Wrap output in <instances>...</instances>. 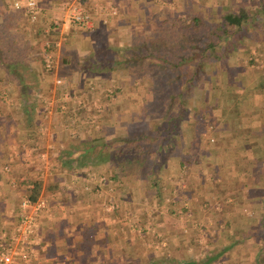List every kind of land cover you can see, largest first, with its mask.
I'll use <instances>...</instances> for the list:
<instances>
[{
    "label": "crops",
    "instance_id": "0c3cea01",
    "mask_svg": "<svg viewBox=\"0 0 264 264\" xmlns=\"http://www.w3.org/2000/svg\"><path fill=\"white\" fill-rule=\"evenodd\" d=\"M102 1L114 2L118 12L102 22L105 10L94 9L89 30L119 23L120 1ZM46 18L35 30L54 28L62 37L77 34L79 27L61 16L52 27H45ZM90 34L83 36L84 41L95 45ZM105 38L112 37L107 34ZM93 47H83L78 53L91 55ZM98 61L91 59L89 65ZM4 74L0 69V235L15 222L19 199L38 183L36 197L45 198L46 205L38 217L37 254L31 264H123L127 261L122 259L123 248L133 237L115 238L117 228L122 227L120 212H112L117 206H130L134 218L141 208V216H146L141 221H150L163 233L168 248L173 249L166 255L179 261L193 251L201 264H264V74L244 79L238 93L213 101L212 107L221 108L213 112L205 129L207 136H214L213 142L205 144L202 130L186 126L175 134L178 139L173 145H166L178 153H169L164 145L167 153L150 174L158 186L152 196L118 194L97 179L103 162L76 159L88 142V130L69 122V111L61 108L75 102L74 97L87 101L80 92L71 93L69 80L77 79L76 74L63 75L60 84L52 81L50 90L46 73H40L47 89L32 88L28 94L18 90L27 84L25 79L16 80V86ZM56 85L61 91L56 92ZM171 178L177 184L166 200L160 193L161 183L167 185ZM199 222L209 225L201 230Z\"/></svg>",
    "mask_w": 264,
    "mask_h": 264
},
{
    "label": "rangeland",
    "instance_id": "374dc122",
    "mask_svg": "<svg viewBox=\"0 0 264 264\" xmlns=\"http://www.w3.org/2000/svg\"><path fill=\"white\" fill-rule=\"evenodd\" d=\"M11 1L0 0L1 13L19 9L12 8L10 6ZM58 1L39 0L41 9L33 19L23 11V15H26L28 19V25L23 33L18 28V24H9L7 27H3L4 29L2 28V32L10 44H12L13 39H16L15 41L18 43L27 42L29 46L27 52L24 51L23 43L12 47L10 54L14 59L10 61L16 63V67L23 73V79L27 81V84H33L34 91L47 89L46 83L40 81L44 78L40 76V73H46L47 76L45 77H48L46 80H49L47 86L50 84L48 87L50 90L53 88L52 81L54 84H60L55 81L56 78L61 77L63 79V75L69 78L72 77V74H76L77 79H70L69 83L72 87H68L73 89L74 92L71 91V93L78 92L77 95H79L80 92V96L86 98L87 101L83 102L78 97H74L75 102L63 104L61 108L63 112L65 110L69 111L71 116L69 122H77V124H80L78 126L88 130L85 139L88 141L87 143L93 144V148L88 151L90 157L96 152H102V155L105 153L109 155V152L111 154L118 152L115 147L121 148L122 146L119 137L125 136L126 133L129 135L130 133H145L148 138L138 142L147 151L154 145V136L158 135L162 130L161 128L166 124V122H163V116H169V114L176 116L178 130L186 126L187 128L192 126L197 132L202 130V140L207 137V140L204 141L207 144L208 140H212L214 136H207L205 129L213 120V112L218 113L221 109L219 105L216 108L212 107L213 101L221 95L228 96L238 93L242 89L241 84L244 79L250 76L255 77L259 73L264 74V8H260V6L264 7V0H118V2L120 1L119 7L121 11L123 10L118 13L121 16L118 19V25L109 24L107 27L92 30L78 28L77 34H68L64 37L58 36L59 31L54 28H48L47 31L35 30L36 26H40V20L44 19L46 15L45 27L49 24L51 27L56 24L51 19L56 14L55 6ZM238 5L245 7L253 20L233 35L236 45L229 51L228 57L224 59L225 67L221 69L222 71L220 72L219 68H213L211 62L204 64L205 68L208 67V71H204L196 80V84L188 88L187 92L183 94L180 104L167 102L169 100L167 96L174 89V84H168L170 87L166 86V81L161 78L162 75L164 77V75L171 73L161 67L159 58L148 55L141 60L135 59L131 63L128 62L125 69L121 68L123 66L122 59L126 54H129V48L135 50L133 45L145 41L144 46L147 47V50L159 52L162 48L158 44L163 43L165 40L167 43L164 45H166L169 39V41H174L173 37L176 31L185 32L186 27H183L181 23L184 13L188 16L191 13L198 12L204 18L206 25L211 27L215 24L219 11L224 9L235 10ZM23 19H26V17L20 16L19 24L23 23ZM86 33L93 35L95 45H92L89 41H84L83 36ZM107 34L112 38L106 39L105 35ZM76 36L79 40H74ZM57 39H59L58 44H56ZM48 42H53L55 49L53 51L46 50L51 53V67L45 69L43 54L46 51L40 50L39 46ZM88 46H94L93 52L95 53L91 55L87 53L85 56L78 53L83 47ZM175 50L174 48L171 52H166V55L172 54ZM63 56H67V62H70L69 66L62 65ZM85 57L87 63L83 64ZM94 58L99 61L95 65H89V61ZM29 59H34L35 62H31ZM172 69L174 70V68ZM208 73L216 74L218 78L216 88H212L213 78H204ZM55 74H57V77H54ZM149 74L156 76L157 85L161 84L160 80H162L163 84L159 85L157 89L155 88L157 91H154L156 95L160 91L157 97L159 103L149 101L144 104V99L153 95L152 91L148 90L146 86V76ZM4 76H8L13 84L19 86L15 77L9 76L7 73ZM88 84L91 86L86 87ZM208 89L211 91L209 97L206 93ZM235 89L236 91H234ZM58 91H61L60 87L56 89V92ZM162 104H165V106H161ZM192 106L199 109V111L197 110L200 113L197 114L198 119L194 116ZM206 108H208V111L203 110ZM49 109L50 107L47 110ZM87 114L92 115L93 120L88 119L85 116ZM81 117L84 119L81 120ZM127 124H130L128 128ZM120 125L123 126L121 130ZM190 137L191 134L188 132L187 138ZM124 152L127 156L137 158L135 152L130 149ZM91 160L97 162L95 158ZM103 164L100 166L98 175H105L109 170L108 162L103 161ZM138 164H125V176L123 178L125 187L128 188L129 194L137 196L139 192H143L146 196H152L157 188L151 187L145 179H138L141 170ZM176 184L177 181L172 178L167 185L161 183L160 193L161 195L164 194L166 200H169L168 193H171L170 190L175 189ZM205 204L207 205L206 202ZM212 208L217 207L213 204ZM140 210L141 208L136 210L139 215L134 218V209L130 206L121 207L119 213L120 226L131 224L133 226L131 236L133 238L142 237L144 244L152 249L160 264H169L174 260H178L176 257L175 259L166 255L169 251L171 254L173 249L168 248L166 238L160 230L154 227L150 221H143L146 216H141ZM201 224L200 222L196 224L201 230L209 225ZM194 230L196 229L194 228ZM200 250L203 251V248H200ZM177 251L176 249L175 252ZM176 254H180V252ZM188 255L192 258L199 256V254L190 251L183 257ZM183 257L179 258L183 260ZM123 264L130 263L123 261Z\"/></svg>",
    "mask_w": 264,
    "mask_h": 264
},
{
    "label": "trees",
    "instance_id": "16d2710c",
    "mask_svg": "<svg viewBox=\"0 0 264 264\" xmlns=\"http://www.w3.org/2000/svg\"><path fill=\"white\" fill-rule=\"evenodd\" d=\"M260 7L262 9L264 8L263 6ZM20 16L26 17V19H23L22 24H19ZM186 17L188 18L185 19ZM181 20L183 27H186L185 32L176 31V34L173 37L174 41H169V39L168 44L166 45H164L165 43H167V41L165 40L163 43L158 44V46L162 48L159 52L147 50V47L144 46L145 41H141L137 45H133L135 50H131L133 48H129V54H126V56L123 57V66L121 67L125 69L128 62L131 63L135 59L141 60L148 55L159 58L158 60L161 67L166 69L167 71H170L171 73L169 75H164V77L162 75L161 78L166 81H164L166 83V86H169L168 84L171 83L174 84V89L171 90V92H169V95L167 96L169 97V100L167 102H176V104L181 103L183 94L187 92L188 88L191 85L196 84V80L203 74L204 71H208V67L206 66L205 68L204 64H206L207 62H211L213 68H219V71H222L221 69L225 67L224 59L228 57L229 51L236 45L235 37H233V35L239 30H242L243 26L248 25L253 19L245 7L238 5L235 10L224 9L219 11L215 24L211 27H208L206 25L204 18L198 12H195L193 14L191 13L188 16L186 15V13H184ZM27 23V16L23 15L22 9H16L7 13H1L0 11V69H4V71L9 74V76L12 75L20 82L23 80V73L16 67V63H12L10 61L11 59H14L10 52H12L11 49L16 44L23 43V48L26 52L28 51L29 46L27 45V42H16V39H13L12 44L8 43V39L2 31L4 29L3 27H7L9 24H18V28H20L21 32L23 33L26 30V26L28 25ZM174 48L176 49L175 52H173L172 54H168L167 56L166 52H171L172 50H174ZM39 49L44 51H53L55 47L53 42H48L41 44L39 46ZM170 55L172 57H169ZM67 60V56H63L61 61L63 63H66ZM29 61L35 62L34 59H29ZM172 68H174V70ZM204 78H213L214 81L212 88H216L218 86V78L216 74L208 73V75ZM146 80V86L148 90L152 91L153 95L152 97L150 96V98H145L144 104L149 101L159 103L160 101H158L159 98L157 97L158 94H160V91H158L157 95L156 93H154V91H157L156 89L159 87V85L163 84L162 80H160L161 84L159 83V85H157L156 76L150 74L146 76ZM227 81L228 80H226V82ZM32 88L33 84L23 83L22 85H20V87H18V90L23 94H28ZM206 93L207 97H209V95H211L210 89L206 90ZM25 106L27 107L26 104ZM161 106H165V104H162ZM192 107L194 116L196 119H198L197 114L199 115L200 113L197 112V110L199 111V109H197V107L195 108V106ZM29 108L31 109L32 107L30 106ZM235 108L237 109L236 106ZM203 110L208 111V108ZM163 122H166L165 126L161 128L162 130H160L158 135L154 136V145H152V147H150V149H148L147 151L145 147H141L140 142H138L140 140H146L148 138L145 133H130V135L126 133L125 136L119 137V142L122 143V146L121 148H118V146L115 147L116 149H118V152H114L112 154L109 152V155H106V153L102 155V152H96L90 157L88 155V151L93 148V144L87 143L85 144V146H82V151L76 159H79V162L87 158H95L97 159V161L101 162L107 161L109 169L107 174H105L106 178L108 179L107 183L118 194L121 192L129 194V190L125 187V184L123 182V178L125 176L124 170L126 168L125 164L128 163H131L133 165H137L139 163L138 165L141 170L139 172L140 176L138 175V179H145L151 187L157 188V179L150 177V174H153V165H161L164 156L167 153L163 149L164 145H173V143L178 139L175 138V134L178 133V121L176 116H173L172 114H169V116L165 115L163 116ZM129 126L130 124H127V128ZM192 129L195 130V128L193 127ZM167 148L170 150L169 153H178V151H175L177 149L171 150V147ZM127 149L135 152L137 158L125 155L124 151H126ZM111 161L114 163H112ZM38 186V183L34 184V189L27 195L29 199H34L36 197V190ZM120 210L121 207L117 206V208L112 209V212L119 213ZM131 234L132 230L130 229V225L126 226L125 224L121 228H117L115 238H123L125 241ZM123 251L124 254L122 255V259L127 260L125 261V263L160 264L159 260L155 258L152 249L144 244L142 237H134L129 241V243H126ZM169 264L201 263L188 255L181 261L174 260V262H171Z\"/></svg>",
    "mask_w": 264,
    "mask_h": 264
},
{
    "label": "built area",
    "instance_id": "2783aa9c",
    "mask_svg": "<svg viewBox=\"0 0 264 264\" xmlns=\"http://www.w3.org/2000/svg\"><path fill=\"white\" fill-rule=\"evenodd\" d=\"M107 2V3H106ZM102 0H59L55 6L56 14L52 17L55 24L59 21V16L73 25L89 29L93 25L94 9L105 10L101 21L106 22L108 17L116 15L118 7L114 2ZM10 6L19 8L26 12L33 19L40 12L39 0H12ZM43 64L45 69L51 67V53L43 54ZM57 83L61 82L56 78ZM44 101L46 103L47 100ZM93 120L90 114L85 115ZM98 181L108 182L105 175H97ZM46 199L35 197L29 199L22 196L16 207V220L8 232L0 235V264H31L37 254L36 228L40 211L45 208ZM141 229V228H140ZM139 230V229H138Z\"/></svg>",
    "mask_w": 264,
    "mask_h": 264
}]
</instances>
